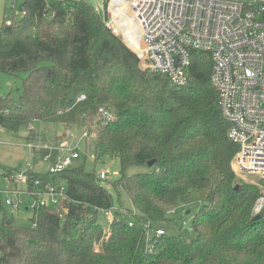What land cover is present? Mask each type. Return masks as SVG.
I'll return each instance as SVG.
<instances>
[{"label": "trees", "instance_id": "16d2710c", "mask_svg": "<svg viewBox=\"0 0 264 264\" xmlns=\"http://www.w3.org/2000/svg\"><path fill=\"white\" fill-rule=\"evenodd\" d=\"M107 1L100 16L88 0H24L0 23V73L24 75L17 98L0 94V126L16 132L33 120L59 123L55 143L81 127L91 157H116L121 172L101 180L95 168L63 170L53 180L64 185V200L36 207L26 227L0 212V264H264V205L254 213L264 193L237 181L238 146L227 137L210 53L190 50L184 85L141 67L105 25ZM193 206L188 237L169 214ZM106 209L108 233L98 219Z\"/></svg>", "mask_w": 264, "mask_h": 264}, {"label": "built area", "instance_id": "2783aa9c", "mask_svg": "<svg viewBox=\"0 0 264 264\" xmlns=\"http://www.w3.org/2000/svg\"><path fill=\"white\" fill-rule=\"evenodd\" d=\"M106 13L105 25L123 39L135 31L141 52H133L143 57L145 67L166 75L175 84L184 85L188 80L191 49L210 53L211 82L218 91L221 114L229 122L227 137L238 146L234 170L264 178V0H108ZM4 23L10 25L11 18ZM67 136H72L71 132L54 147L41 146L36 138L28 140L32 151L43 149L41 157L51 165L45 173L37 174L33 158L26 172L10 175L15 185L22 181L26 188L0 190V212L5 208L10 214L32 211L64 200V185L53 179L80 154L68 149L51 159V150L64 151ZM86 136L83 130L81 138ZM96 173L101 180L110 176L105 170ZM263 205L262 197L254 212ZM104 214L111 222L112 210L106 209ZM182 224L184 228L185 222ZM144 226L147 233L152 230L148 223ZM155 232L162 234L164 230L159 227ZM147 249L152 251V245L148 244Z\"/></svg>", "mask_w": 264, "mask_h": 264}, {"label": "rangeland", "instance_id": "374dc122", "mask_svg": "<svg viewBox=\"0 0 264 264\" xmlns=\"http://www.w3.org/2000/svg\"><path fill=\"white\" fill-rule=\"evenodd\" d=\"M23 0H0V23L4 16H8L12 10V5L14 4L16 7H20L21 2ZM60 0H46L48 6H56ZM89 3L95 8L100 16L104 15L105 5L104 0H88ZM6 6V8H4ZM117 37L121 39V41L126 45L131 51L136 53H140L135 51L134 48L128 44V41L121 34H116ZM140 65L143 68H146L144 65L143 57L140 58ZM23 73L18 75H11L5 72L0 73V94L4 95L7 92L11 91V94L14 98H17L19 95L18 89L21 86V78L23 77ZM30 132H34L38 135L35 139V142L40 144L41 146L54 147L55 139L60 136L63 132V126L59 123L48 122L42 120H33L28 125L21 126L16 132H10L5 130L0 126V190H12L16 187L18 189L24 190L26 188V184L22 181H17V185L14 184L13 177H7L2 175L5 170H14L26 172L27 164L30 163L34 158V172L37 174L45 173L49 166L51 165L50 161H44L41 157L43 149L41 148L39 152L32 151L27 143H28V135ZM72 136H67V145L64 151L52 149L51 150V159L55 156H62L63 153L68 152V149L76 150L80 156L77 159H74L71 163L70 167L83 165L85 170L92 171L93 168L95 170H105L109 172V179H117L120 175L119 161L116 157H107L103 160L98 159L97 161L91 157L90 152L86 151L85 148V140L81 138L82 129L81 127H74L70 129ZM63 138L60 139L62 141ZM47 150V149H44ZM232 168L234 169V164L232 162ZM148 169V166H130L124 172L125 175H131L134 173L144 172ZM237 181L239 182H252L259 184V189L261 194L264 193V178H261L257 173L244 172L241 171L237 174ZM108 188L110 186L107 185ZM4 194L2 195V197ZM264 198V194L260 195L258 199ZM115 203L117 204V193L113 195ZM119 198L122 205L126 208L132 210L133 213L136 212V209L132 205L130 199L127 195L120 190ZM260 201V200H259ZM258 202V200L256 201ZM5 212L8 216H12L15 224L19 226H29L31 225V210H23V211H15L12 214L8 213V210L5 208ZM187 208L177 207L175 211L169 214V217L174 220V222L178 225H183L185 222V230L183 235L192 236V222L193 215L195 213V206L191 207V210L188 214H185ZM2 213V212H1ZM255 213V212H254ZM258 213V212H257ZM98 219L106 233L109 232L110 224L106 220V215L103 213H99Z\"/></svg>", "mask_w": 264, "mask_h": 264}, {"label": "bare ground", "instance_id": "6f19581e", "mask_svg": "<svg viewBox=\"0 0 264 264\" xmlns=\"http://www.w3.org/2000/svg\"><path fill=\"white\" fill-rule=\"evenodd\" d=\"M135 31L132 30L126 37L128 44L131 46V48H134L135 51L141 52L140 45L138 42V39L135 35Z\"/></svg>", "mask_w": 264, "mask_h": 264}, {"label": "water", "instance_id": "95a60500", "mask_svg": "<svg viewBox=\"0 0 264 264\" xmlns=\"http://www.w3.org/2000/svg\"><path fill=\"white\" fill-rule=\"evenodd\" d=\"M112 33L114 34V35H116L117 34V32L115 31V30H112ZM117 36V35H116ZM152 164V161H149L148 162V165H151ZM190 212V210H187L186 211V214H188ZM259 214L258 215H256V217H255V219H258L259 218Z\"/></svg>", "mask_w": 264, "mask_h": 264}, {"label": "crops", "instance_id": "0c3cea01", "mask_svg": "<svg viewBox=\"0 0 264 264\" xmlns=\"http://www.w3.org/2000/svg\"><path fill=\"white\" fill-rule=\"evenodd\" d=\"M24 1V0H23ZM23 1L21 2V5H22V3H23ZM20 5V6H21ZM12 6H14V8L17 10L18 9V7H16L14 4L12 5ZM4 8H6V6L4 7ZM3 20V19H2ZM2 22V21H1ZM3 175V174H2Z\"/></svg>", "mask_w": 264, "mask_h": 264}]
</instances>
